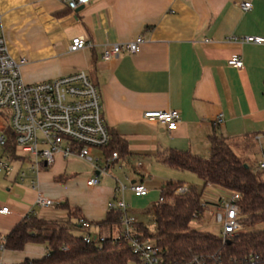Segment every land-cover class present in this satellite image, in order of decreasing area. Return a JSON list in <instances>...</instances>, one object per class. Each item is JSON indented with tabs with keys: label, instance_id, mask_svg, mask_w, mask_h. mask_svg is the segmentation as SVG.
I'll return each mask as SVG.
<instances>
[{
	"label": "crops",
	"instance_id": "obj_1",
	"mask_svg": "<svg viewBox=\"0 0 264 264\" xmlns=\"http://www.w3.org/2000/svg\"><path fill=\"white\" fill-rule=\"evenodd\" d=\"M241 1H251L252 9L243 11L238 5ZM0 13L10 55L16 61L25 60L21 67L24 82L35 84L86 72L101 92L105 122L125 146L124 154L110 165L104 160L105 151L95 150L92 156L101 158V170L91 164L94 174L89 177L67 176L69 159L90 164L83 159L58 155L52 166L42 164L39 193L60 204L40 207L38 214L39 193L35 197L29 189L31 197L23 206L11 200L0 205L12 210L0 214V218H10L0 222L1 234H9L32 212L40 218L67 221L69 211L62 204L68 203L92 222V233L115 236L121 226L105 229L97 223L107 217L108 202L114 200L120 183L127 186L124 199L133 215L129 202L150 196H135L130 189L133 183L149 189L148 182L156 173L162 176L161 189L167 181L190 186L185 179L191 176L164 162L171 151L209 158L210 136L216 128L240 147L254 140L264 150V45L229 39L264 36V0H92L79 10L67 8L61 0H0ZM76 37L91 46L71 51ZM138 37L145 42L137 52L124 50L110 60L102 58L105 46ZM234 55L243 59L242 68L228 64ZM172 109L181 113V122L172 132L165 124L144 117L147 110ZM221 114L223 122L218 123ZM239 146L238 154L247 158ZM23 168L27 177L18 181L15 175L16 188L33 178L29 160ZM92 178L99 183L91 187L88 181ZM51 187L61 189L63 195L53 194ZM26 248V257L18 258L17 253ZM26 248L6 250L5 263H21L47 252L38 244Z\"/></svg>",
	"mask_w": 264,
	"mask_h": 264
},
{
	"label": "built area",
	"instance_id": "obj_2",
	"mask_svg": "<svg viewBox=\"0 0 264 264\" xmlns=\"http://www.w3.org/2000/svg\"><path fill=\"white\" fill-rule=\"evenodd\" d=\"M92 0H61L71 10H77L91 3ZM243 11H250L253 7L251 1L238 2ZM2 14L0 13V175L6 177L16 174L18 181H25L27 171L23 168L24 162L29 160V169L33 174L31 185L38 187V176L41 165L52 166L56 157L78 158L88 161L95 169L100 168V157L92 156L95 150L103 151L111 141V130L103 116L102 97L99 88L91 81L84 71L74 72L51 80L35 84L24 82L21 67L25 60L16 61L9 53L6 38L3 34ZM233 41L264 45V36H232ZM143 37H138L127 43L107 45L103 49L102 58L110 60L119 56L124 50L135 53ZM91 44L83 38L76 37L72 40L71 51L84 49ZM228 64L235 68L243 67V59L234 55ZM8 117V118H7ZM144 117L150 121L165 124L172 132L181 122L179 110H147ZM223 122V115L218 118V123ZM14 144L17 159L12 158L9 147ZM264 156V150H263ZM118 158L114 152L112 158L104 157L107 165ZM20 163L19 166H16ZM264 169V160L257 167ZM104 172L106 169H103ZM102 170V171H103ZM99 183L98 178L88 181L89 186ZM127 186L120 183L115 191L114 200L108 202L109 211L120 212L121 232L115 236L94 234L92 222L86 218L79 219L80 227L85 230L84 241L105 242L108 238L114 241L128 242L132 252L137 256V264H164L162 249L153 240L142 238V232L137 230V219L130 211V206L124 199ZM131 191L137 197L150 193L143 183H133ZM189 186L182 184L175 192L185 194ZM204 199V196H203ZM241 196L238 193L222 190L214 196V201L207 203L206 209L214 211V216L220 226L218 235L224 241L243 231L245 225L241 217ZM163 202L160 197L159 202ZM41 207L59 205L60 202L47 198L39 193L36 201ZM9 206L0 208V214H11ZM199 220V219H196ZM6 235L0 233V264H6Z\"/></svg>",
	"mask_w": 264,
	"mask_h": 264
},
{
	"label": "trees",
	"instance_id": "obj_3",
	"mask_svg": "<svg viewBox=\"0 0 264 264\" xmlns=\"http://www.w3.org/2000/svg\"><path fill=\"white\" fill-rule=\"evenodd\" d=\"M111 141L104 148L107 158L114 152L120 157L125 146L111 133ZM211 141V155L203 158L189 151L173 150L164 162L175 169L190 172L202 182L203 188L189 186L185 194L175 190L182 181H167L161 189L163 202L155 206L157 232L152 235L142 223L137 230L142 238L153 240L162 249L164 264H264V169L252 167L247 158L237 152L235 142L215 129ZM234 143V144H233ZM12 158L17 159L14 144L9 146ZM214 187L217 193L228 190L240 194L241 221L245 229L224 241L210 231L192 226L201 219L207 203L204 191ZM69 211L67 221L40 218L35 212L25 216L6 235V250L23 251L29 244L43 245L46 254L40 258H26L14 264H131L138 261L128 242L114 241L86 243L79 219L80 209L62 204ZM120 212L109 211L97 223L101 228L120 226ZM261 226V227H260Z\"/></svg>",
	"mask_w": 264,
	"mask_h": 264
},
{
	"label": "rangeland",
	"instance_id": "obj_4",
	"mask_svg": "<svg viewBox=\"0 0 264 264\" xmlns=\"http://www.w3.org/2000/svg\"><path fill=\"white\" fill-rule=\"evenodd\" d=\"M1 114H5L4 110L0 109ZM8 118V117H7ZM252 143L247 142V146L243 148V146H239L240 143H238V146L244 150V153L247 155V160L249 161L250 165L252 167H258L261 162L264 160L263 151L260 145L256 144L255 141H251ZM235 143V145L237 144ZM234 144V143H233ZM238 146L236 147L237 150H239ZM69 166L67 169V176L71 174L78 173V176H86L89 177L91 174H94V168L91 164L84 163V162H74L69 159ZM87 171L90 172L89 175H86ZM185 173L191 177L188 179H185V181L190 184V186H195L198 189L203 188V182L194 174L190 172ZM15 173L8 176L4 174L0 175V205H3L6 203V201L11 200L10 202H13L16 206H23L31 197L30 194H28V190L31 189L32 192L35 193V197H37L39 190H41V185L34 190L32 188L31 183L27 182H20L19 184L22 185V187H14L18 186L17 183L13 184V180L15 177ZM152 181L148 182V187L151 189L150 196L147 197L148 199H140L136 200L135 202L129 204L131 205L132 209L134 210V217L137 219L138 222L142 223L146 228L149 230L150 234L154 235L157 232V224H156V218H155V205L159 202L160 199V189L162 184V176L157 175L156 173L152 174ZM29 176V174H28ZM124 176V174H123ZM124 180V179H123ZM127 185H130L129 183L125 182ZM53 194L56 195H63L62 190L58 188H53ZM129 197V192H127ZM126 194V199L128 201ZM217 194V191L214 187H207L204 191V199L212 202L214 201V196ZM47 196V195H45ZM10 197V199H8ZM40 205H36L35 212L40 213ZM0 222H7L10 218H0ZM192 226L200 231H210L215 234H218L220 231V226L216 221V218L214 216V211L211 209H206V211L203 214V217L200 220H193ZM261 227V226H260ZM76 234H83L82 230L75 231ZM29 253L28 249L24 252H18V258L26 257V255ZM131 264H137L136 262Z\"/></svg>",
	"mask_w": 264,
	"mask_h": 264
},
{
	"label": "water",
	"instance_id": "obj_5",
	"mask_svg": "<svg viewBox=\"0 0 264 264\" xmlns=\"http://www.w3.org/2000/svg\"><path fill=\"white\" fill-rule=\"evenodd\" d=\"M83 7H84V6L80 7L79 9H81V8H83ZM79 9H78V10H79Z\"/></svg>",
	"mask_w": 264,
	"mask_h": 264
}]
</instances>
